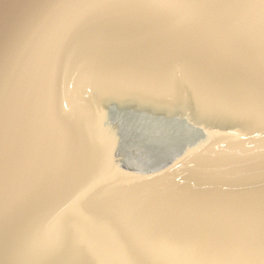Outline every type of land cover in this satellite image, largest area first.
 Masks as SVG:
<instances>
[{"label": "water", "instance_id": "95a60500", "mask_svg": "<svg viewBox=\"0 0 264 264\" xmlns=\"http://www.w3.org/2000/svg\"><path fill=\"white\" fill-rule=\"evenodd\" d=\"M0 264H264V0H0Z\"/></svg>", "mask_w": 264, "mask_h": 264}]
</instances>
